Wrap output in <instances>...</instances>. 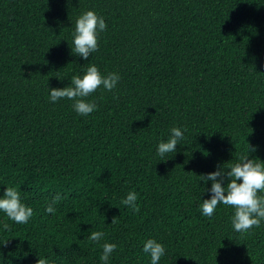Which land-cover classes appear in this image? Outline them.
Returning <instances> with one entry per match:
<instances>
[{
	"label": "trees",
	"instance_id": "obj_1",
	"mask_svg": "<svg viewBox=\"0 0 264 264\" xmlns=\"http://www.w3.org/2000/svg\"><path fill=\"white\" fill-rule=\"evenodd\" d=\"M88 10L107 29L85 61L71 47ZM89 63L121 77L87 98L97 111L50 103L48 87ZM172 127L184 139L160 161ZM247 143L264 161V0H0V195L13 186L34 210L27 224L0 213V264H101L105 242L109 264H149V238L166 248L160 264H264V222L238 233L231 207L199 210L211 195L199 176ZM133 190L135 213L121 204Z\"/></svg>",
	"mask_w": 264,
	"mask_h": 264
},
{
	"label": "clouds",
	"instance_id": "obj_2",
	"mask_svg": "<svg viewBox=\"0 0 264 264\" xmlns=\"http://www.w3.org/2000/svg\"><path fill=\"white\" fill-rule=\"evenodd\" d=\"M107 29L104 17L93 10L81 13L75 22L72 33V51L83 60H89L92 53L98 50L100 33ZM49 50V49H48ZM47 50V51H48ZM121 77L117 72L104 74L92 63H89L83 75L71 77L70 84L63 88H49L48 100L57 103L67 99L72 101V109L79 116H88L97 111L94 100H88L98 89L111 92L116 89ZM184 139V131L180 127H172L166 141L161 140L155 148V153L164 161L168 153H176L177 145ZM247 153L240 155L235 163L228 164L227 168H218L216 171L199 176L200 181H211L210 188H203L202 192H209L210 198L202 200L199 210L202 216L212 218L218 205L229 206L234 209L231 216V225L235 232L247 233L253 227H259L264 222V161L250 159V151H255L247 143ZM227 169V171H225ZM225 177L228 182L225 185ZM62 199L56 193L45 208L46 214H56L54 205ZM138 194L129 191L121 204L130 208L134 213L139 211L137 204ZM33 208L22 201L20 191L13 186H6L0 195V213L8 220L17 224H27L33 216ZM114 222V219L113 221ZM7 227V225H5ZM105 236L103 231H89L86 239L90 242H100ZM142 252L149 259V264H160L166 254L163 243L155 238L142 242ZM117 250L115 243L105 242L102 245V254L99 257L101 264H109L112 254ZM36 264H49L48 257L38 255Z\"/></svg>",
	"mask_w": 264,
	"mask_h": 264
}]
</instances>
